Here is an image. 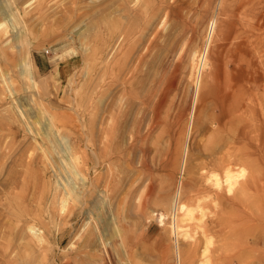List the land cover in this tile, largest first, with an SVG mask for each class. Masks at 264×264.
<instances>
[{
  "label": "rangeland",
  "instance_id": "obj_1",
  "mask_svg": "<svg viewBox=\"0 0 264 264\" xmlns=\"http://www.w3.org/2000/svg\"><path fill=\"white\" fill-rule=\"evenodd\" d=\"M0 264H264V0H0Z\"/></svg>",
  "mask_w": 264,
  "mask_h": 264
},
{
  "label": "bare ground",
  "instance_id": "obj_2",
  "mask_svg": "<svg viewBox=\"0 0 264 264\" xmlns=\"http://www.w3.org/2000/svg\"><path fill=\"white\" fill-rule=\"evenodd\" d=\"M194 49V48H193ZM185 52V51H184ZM196 54V53H195ZM193 59H194V57H193ZM195 60H196V58H195ZM194 61V60H193ZM193 66V65H192ZM216 122H218V121H216ZM241 125V124H240ZM233 130V129H232ZM238 131V130H237ZM216 139V138H215ZM233 140V139H232ZM241 143V142H240ZM227 145V144H226ZM243 145V144H242ZM237 147V146H236ZM244 147V146H243ZM246 147V146H245ZM228 148V150H230L229 149V147H227ZM230 148H231V146H230ZM232 148H234L233 146H232ZM235 149V148H234ZM248 149V148H247ZM250 149V148H249ZM248 149V150H249ZM227 150V151H228ZM240 150H242V147H241V149ZM246 150V149H245ZM224 152H225V150H224ZM229 152V151H228ZM228 154V153H227ZM239 154V153H238ZM223 156H224V153H223ZM219 157V156H218ZM233 157V156H232ZM241 160V159H240ZM220 161V160H219ZM223 161V160H222ZM244 164V163H243ZM242 164V165H243ZM223 165V164H222ZM225 165H223V167H224ZM227 166V165H226ZM235 167V166H234ZM217 170V169H216ZM235 170V169H234ZM233 170V171H234ZM223 171V170H222ZM233 171H232V173H233ZM236 171V170H235ZM220 173V172H219ZM223 173H224V171H223ZM73 174H75V171H73ZM224 175V174H223ZM228 175V174H227ZM231 175V174H230ZM229 176V175H228ZM221 177V176H220ZM229 178V177H228ZM237 178V177H236ZM231 179V178H230ZM233 179H235V178H233L232 177V180ZM220 181H222V180H220ZM234 181V180H233ZM233 181H231V182H233ZM218 182V181H217ZM229 182V181H228ZM227 183V182H226ZM218 184H220V183H218ZM222 184V183H221ZM221 184H220V186H221ZM224 184V183H223ZM221 187H223V185L221 186ZM219 188V187H218ZM234 199H237V198H234ZM233 199V200H234ZM234 202H235V200H234ZM234 204V203H233ZM235 218H236V215H235ZM236 220V219H235ZM233 221V220H232ZM236 222V221H235ZM238 222V221H237ZM223 223H225V222H223ZM234 223V222H233ZM232 223V224H233ZM220 224V223H219ZM235 224V223H234ZM236 225V224H235ZM234 226V225H233ZM234 228H236V227H234ZM233 231V230H232ZM30 232H31V234L33 235V237H34V241H36V242H41V243H43L44 241H43V238H42V236L41 235H39L38 234V232H36L35 231V229H33V228H30ZM233 232H235V230L233 231ZM219 235V234H218ZM32 237V238H33ZM235 238V237H234ZM44 244V243H43ZM234 246V245H233ZM223 248V247H222ZM106 252V251H105ZM240 257V256H239ZM237 259V258H236Z\"/></svg>",
  "mask_w": 264,
  "mask_h": 264
}]
</instances>
